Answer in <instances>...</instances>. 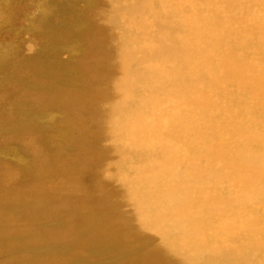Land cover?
<instances>
[{
	"label": "rangeland",
	"instance_id": "obj_1",
	"mask_svg": "<svg viewBox=\"0 0 264 264\" xmlns=\"http://www.w3.org/2000/svg\"><path fill=\"white\" fill-rule=\"evenodd\" d=\"M145 1L0 0V264H214L204 254L206 242L223 243L226 250L233 237L256 236L255 228L242 229L241 224L251 218L261 223V196L259 201L254 196L252 205H243L238 197L242 186L234 183V175L227 184L206 174L201 183L203 189L223 194L226 201L238 200L242 208L229 210V222L218 216L213 220L214 212H202L194 193L183 194L179 202L185 209L196 205L186 212L185 220L196 219L199 224L184 220L176 227L170 218L173 210L163 212L153 202L163 192V185H154L162 175L157 177L152 161L145 159L157 154L156 161L161 154H173L168 170L174 175L187 167L189 144L184 142L179 151L166 137L150 146L129 142L128 122L139 110L137 101L146 96V82L153 74L141 70L138 52L145 46H166L158 37L178 22L182 41H189L184 19L205 15L206 8H197L193 0H162L166 6L161 10L156 1L149 6ZM201 1L220 16L218 25L229 27L230 18H242H235V11L225 16L229 14L223 8L226 0ZM232 1L246 6L248 19L243 18L242 27L247 40L243 37L242 44L232 48L228 40L220 39L221 51L224 56L248 59L255 45L264 47V0ZM155 12L162 22H154ZM212 41L219 47L218 38ZM208 61L234 95L222 111L223 119L228 118L232 128L250 127L248 120L264 112V86L258 104L240 99L238 105L236 94L250 93L251 83L240 88L235 83L237 66ZM199 67L204 70L206 64ZM150 83L159 92L157 97L164 95L161 83ZM189 114L194 124L203 125L207 133L203 138L213 134L210 120L197 112ZM148 119L140 118L137 140L146 134L140 123ZM263 126L257 123L251 131L261 132ZM218 157L213 169L226 175L230 155ZM257 187L252 185L254 193ZM216 221L220 228L214 226ZM184 234L190 238L179 237ZM180 241L186 245H179ZM260 252L264 257V250ZM248 255L234 264H255Z\"/></svg>",
	"mask_w": 264,
	"mask_h": 264
},
{
	"label": "bare ground",
	"instance_id": "obj_2",
	"mask_svg": "<svg viewBox=\"0 0 264 264\" xmlns=\"http://www.w3.org/2000/svg\"><path fill=\"white\" fill-rule=\"evenodd\" d=\"M155 1L159 5L156 6L161 10L163 8V5L166 6V3L163 4L162 0L159 1L147 0L145 2H147L146 5L149 6L153 4V2ZM249 1L250 3L251 2L254 3L259 0H249ZM193 2H194L193 5H195L197 8L205 7L206 9H205V15L203 12L195 17H189L187 19H184V21L186 20L184 25L187 26V29L191 35V37H189L190 38L189 41L186 42L182 41L181 34L179 33L178 30L179 29L178 28L179 22H178L174 24L173 27L170 25V27L172 28L168 33L164 35V31H162L161 36L158 37V41L167 43L166 46H164V44H162V46H157V47L149 46L148 49L145 46L147 51H145L146 49L144 47L143 51L138 52V57H139L138 61L140 62L141 70L142 71L145 70L147 72H153V74L149 77V80L150 82L161 83L163 89L162 94L164 93V95L157 97V94L159 92L158 91L156 92L154 90L156 88L152 86L150 82H146V87H147L146 96L145 97L141 96L139 98L141 100L137 101V103L140 104L141 106L138 111H134V113H132L133 118L128 122L127 130L129 133V142L133 141L134 143L135 141H138L145 145L148 144L150 146V144L151 145L155 144L157 140H163V137L164 138L166 137V139H168L170 142H173V145L176 146L175 147L176 149H179L181 146H183L184 142H187L186 143L187 147L189 144V148L187 149L188 155L186 154L187 156H185L186 157L185 162L187 167L184 166L185 167L184 169H178L174 175L170 173L171 170H168L169 159H170L169 157L171 155L168 156L161 154L162 156L160 157V159L159 160L156 159V161L154 159L156 158L157 154L152 155V158L150 160L145 159L146 162L148 161L149 163L150 161H152L153 164L150 167H152L155 174L162 175L160 182L158 181L157 178L159 177V175L156 177L159 183L154 185L155 186L158 185V187L160 185H163V189H162L163 192L161 194L164 195L160 197L161 194L159 193V196H155V200L153 199V202L155 203L156 206L160 207L163 210V212L167 210L170 211L173 210L170 218L173 217V219L175 220V222L174 221L173 222L176 227H179L180 224L187 218L186 212L189 211L190 209H193L194 206H196V205L191 206L190 204V206H187L186 209L184 207L183 208L180 207L181 202L179 201L183 194H189V193L196 194L197 195L196 201L197 204L202 208L201 209L202 212L204 210L205 212L208 213L214 212L212 216L213 220H216L218 216L220 220L224 222H229L231 220L228 213L229 210L230 209L240 210L242 208L241 206L239 207L238 200L235 198L226 201L225 196L223 194L215 193L214 190L212 189L210 190L203 189L201 183L204 181V178L202 175L206 176V174H211V175L213 174V176L214 175L216 176L215 181H217L218 177H221L219 178L218 181L225 180L224 181L225 183H227V181H230V180L226 181V179H230L234 175L233 178L234 183H237L238 186L240 187L242 186V193L240 192V195L238 197L243 205H252V201H253L252 198L255 196L256 199L258 200L259 196H261L260 203L262 205H260V207H261V213H263L261 215V217H263L261 219V223L258 220L251 218L246 223L241 224L242 229L246 228L247 226L255 228L256 232L253 233V235L256 236L249 235L247 237L244 236H240L237 238L233 237L230 240L229 245H227L226 250L223 249L224 248L223 243H222L223 245L222 244L218 245V243L214 241L216 245L215 246V245H209V242H206V246H205L206 248L204 254L208 256L211 259V261L214 262V264H224L223 262H225V264H234L235 260L243 259L244 258L243 255H248L249 253L248 256L251 259H253V262H255V264H264L263 252H260L262 249L264 250V130H263L264 126L261 132H259L258 129L256 131L255 130L251 131L253 126L257 123L260 124V127L264 125V112H262L261 114L258 112L257 114L252 116L251 122H249L250 121L248 120L249 118L247 119L251 128L250 127L240 128V129L237 127L232 128V126H230L232 122L226 117L223 119L222 111L226 104L231 103L229 99L234 95L231 94L228 85L223 84V78L219 74L218 70L212 67L208 61L210 58H213L222 62L221 64L224 66L225 65L237 66L238 73L236 74V81H235L236 85L242 88L244 84L249 82L251 83V88H252L250 93L240 92L239 94H236L237 95L236 98H239L237 99V104L240 105L239 100L241 99L243 103L246 101H251L252 104L254 103L255 105L259 103L258 95L261 93L264 86L263 84L264 47L255 45L253 48L254 55L248 59L244 57L237 58L235 55L224 56V54L221 51V45L219 43L220 39H222L223 43L225 42V40H228L232 48L242 44L243 42L242 39L244 37V32H243L244 30L242 27L243 26L242 22H243V18L247 17L248 19V14L246 15V17L244 16L246 14L245 13L246 6L244 7L242 5L236 6L234 5V2L232 0H226L223 8H225V10L229 12V14L225 16L230 17L231 13L235 11L237 15L234 17L236 18L239 15L242 18L238 20H233L230 18L229 20L230 26L223 27L222 25H218L220 16L216 13L215 16L214 12H212V10H209L210 8L207 7L208 5H206L201 0H193ZM148 8L151 9V6ZM155 13H157V15H155L156 18L154 17L155 19L154 22L156 21L155 23H157V20L162 22L161 15L158 12ZM178 14L179 16L180 15L184 16L182 12ZM204 19H206V21H204ZM144 20L146 21V19ZM164 21H166V19ZM164 27L165 26H163V28ZM156 31L157 30L155 31L153 30V32ZM154 38L157 37L155 36ZM154 38L152 40H154ZM213 38L216 39L218 38L219 47L217 43H215V41H212L211 44L209 43V41L213 40ZM160 47H162L161 50ZM185 49H186V56L184 55ZM188 50H191L189 54L190 56H188ZM199 63H201V65L202 63L206 64V68H204V70H201V68L199 67ZM254 66H261V68L260 70L257 71V69ZM222 87L225 88L222 90L221 89ZM233 107H235V104ZM218 108L220 109L219 115H218ZM135 109H137V106ZM192 111L197 112L198 116L204 118L205 121H209V120L211 121L212 124L210 128L213 131L212 135L210 136L208 135L209 137L203 138L207 133L202 131L203 125L200 128L198 126L201 125L197 121L196 123H198V126L197 124H194V122H192V120L194 119H192L191 117L192 114H189V112L192 113ZM212 114L214 115V118L211 117ZM244 115L246 114L244 113ZM244 115L242 116L244 117ZM143 116L149 117L148 121H146L145 123H140V128H145L146 134L145 135L143 134L142 137H140L137 140L138 134L136 133V129L139 125L140 118ZM189 118H191V120ZM208 131L209 130H207V132ZM209 133L210 132H208V134ZM179 135L181 137H184L182 141L177 138ZM144 148L145 147H142L141 150ZM150 148L148 150L150 151L151 154L152 150ZM160 149L162 150L161 146ZM141 150L139 152H143ZM180 150L181 149H179V151ZM224 154L226 156H224ZM228 155H230L228 159L229 161L227 163L228 173L222 176L220 171L216 173V170L213 169L214 168L213 165L216 164L215 162H218L217 161L219 159L218 156H221L223 158V157H228ZM142 156L144 157V155H140V158H142L143 161ZM171 157L173 159V154ZM225 168L226 166L220 169L222 171ZM211 175L207 177L209 179L213 178V176ZM153 179L151 178V180ZM231 181L229 183H231ZM255 184H259L256 193H254V191L252 190V185L254 186ZM224 189L226 188L224 187ZM158 191L156 190V192ZM259 191L261 192V195H259ZM165 196H167V200L164 199ZM184 198L182 200L186 199ZM186 205H189V203ZM185 221L189 223L195 221V223L199 224V221H197L196 219L194 220L189 219ZM217 222L218 221H216V224L214 226H217ZM197 224L195 226H197ZM201 225L202 224H200V226ZM214 226L213 229H215ZM222 232L223 231H221V233ZM189 233L192 235L194 232L191 231ZM258 234L261 236H258ZM179 237L183 239L190 238L188 234H184L183 236H179ZM179 245H186V244L184 241H180Z\"/></svg>",
	"mask_w": 264,
	"mask_h": 264
}]
</instances>
